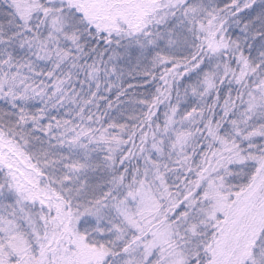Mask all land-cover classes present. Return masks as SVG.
<instances>
[{"label": "snow or ice", "instance_id": "snow-or-ice-1", "mask_svg": "<svg viewBox=\"0 0 264 264\" xmlns=\"http://www.w3.org/2000/svg\"><path fill=\"white\" fill-rule=\"evenodd\" d=\"M0 264H264V0H0Z\"/></svg>", "mask_w": 264, "mask_h": 264}]
</instances>
